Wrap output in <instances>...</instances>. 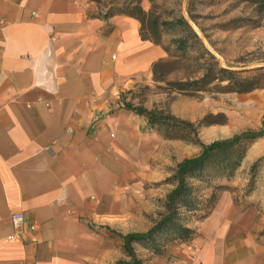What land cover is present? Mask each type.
<instances>
[{
    "label": "crops",
    "instance_id": "0c3cea01",
    "mask_svg": "<svg viewBox=\"0 0 264 264\" xmlns=\"http://www.w3.org/2000/svg\"><path fill=\"white\" fill-rule=\"evenodd\" d=\"M107 8L0 0V264H82L89 248L116 257L114 240L100 243L87 222L103 219L102 234L114 228L108 216L130 171L124 155L147 134L119 99L168 51L142 36L138 18H104ZM14 211L26 216L21 232ZM256 216L221 200L193 239L173 246L174 262L150 264H258Z\"/></svg>",
    "mask_w": 264,
    "mask_h": 264
},
{
    "label": "rangeland",
    "instance_id": "374dc122",
    "mask_svg": "<svg viewBox=\"0 0 264 264\" xmlns=\"http://www.w3.org/2000/svg\"><path fill=\"white\" fill-rule=\"evenodd\" d=\"M108 2L101 0V7L108 6ZM114 4L125 10L137 4L150 8L147 11L150 13L149 19L157 17L159 21V34H154L153 38L169 48L167 57L157 62L148 76L138 75L133 86L126 89L123 93L126 100L135 106L170 111L182 119L197 123V137L201 143H210L262 126L264 11L256 4L248 0H115ZM180 16L187 19L194 31L181 24L170 29L162 23L165 20L175 22ZM146 30L145 33L150 34L151 26H146ZM181 40L185 41L183 49L177 43ZM220 68L233 72L219 73ZM211 69L212 77L222 76L223 80L201 82L198 90L189 85L185 90L177 88L178 82L201 79ZM251 84L257 87L249 91L237 90ZM115 109H118L117 105ZM206 115L218 122L200 126L199 121ZM127 116L129 118L124 117V122L130 129L134 122L130 117L133 118L134 114L129 112ZM137 118L141 120L142 133L147 134L140 139L134 136L130 140V149L124 155L130 171L118 182L114 214L108 216L107 221L114 228L108 226V234H102L103 219L87 222L94 230H99L100 243L114 240V253L110 254L116 257H105L107 253L101 249L89 248L82 256V264L129 261L131 257L125 251L123 236L129 232L148 231L167 212V194L176 185L178 163L201 151L200 143L166 138L149 128L145 117ZM116 145L119 148L118 142ZM257 161L256 168H253ZM211 184L205 187L203 194L210 196L214 192V201L199 211L182 212V223L199 233L205 215L211 213L221 200L229 198L238 212L252 208L257 212L259 229L256 260L258 264H264V136L249 146L232 177L219 178ZM217 184L221 186L215 188ZM230 212L234 213L235 209L232 208ZM181 241L169 231H162L156 242H135L133 247L145 264H150L152 260L174 262L172 248Z\"/></svg>",
    "mask_w": 264,
    "mask_h": 264
},
{
    "label": "trees",
    "instance_id": "16d2710c",
    "mask_svg": "<svg viewBox=\"0 0 264 264\" xmlns=\"http://www.w3.org/2000/svg\"><path fill=\"white\" fill-rule=\"evenodd\" d=\"M100 1V0H99ZM115 0H109L108 10L103 15L104 18H109L113 15L124 14L138 18L142 23L141 34L144 38L153 39L156 43H161L153 38V35H158V18H150V13L145 11L141 4H137L134 8L128 10L119 8L114 4ZM256 4L264 11V0H248ZM173 20H165L162 23L166 24L170 29H174L178 24L185 25L191 28L190 23L183 16ZM151 26L150 34H146V26ZM192 29V28H191ZM193 30V29H192ZM194 31V30H193ZM155 32V33H154ZM197 35V34H196ZM185 39V37H184ZM179 48H185V41H178ZM169 52V48L164 46ZM157 64V63H156ZM155 64V66H156ZM233 72L225 68H220L219 73ZM212 69L209 70L201 79H196L191 82H178V89L185 90L186 86H194V89H200V83H210L215 79H221L222 76L211 75ZM231 78H229L230 80ZM257 87L256 84L249 86L238 87L239 91H249ZM119 103L123 107L135 114L145 117L149 128L157 130L166 138H179L189 141L198 142L201 144V151L192 156L184 158L178 163L177 172L175 174L176 185L167 194L166 209L167 212L146 232H129L123 236L124 248L127 254L131 257L129 261L118 262L116 264H145L134 250L133 243H150L156 242L158 235L162 231H169L176 235L182 241L193 239L198 233L186 224L182 223L181 214L187 211H199L203 206L214 201L216 195L214 192L210 196H205L203 191L205 187L212 186L214 180L219 178L232 177L239 166L241 165L249 146L256 140L264 136V117L262 126L259 129L249 128L226 138L215 139L210 143H201L197 137L198 124L173 114L170 111L149 109L145 106H135L130 101L126 100L121 95ZM218 121L211 119L210 115H206L199 121L200 126H208ZM195 135V138H192ZM257 162L253 165L256 168ZM199 181L201 184H197ZM221 185H215V188ZM207 215H205L206 217ZM204 217V218H205Z\"/></svg>",
    "mask_w": 264,
    "mask_h": 264
},
{
    "label": "built area",
    "instance_id": "2783aa9c",
    "mask_svg": "<svg viewBox=\"0 0 264 264\" xmlns=\"http://www.w3.org/2000/svg\"><path fill=\"white\" fill-rule=\"evenodd\" d=\"M11 218H12L13 225L18 232H21L22 229H24L27 226L26 216L24 212L14 211L11 214ZM29 227L32 230L36 229L35 224H31Z\"/></svg>",
    "mask_w": 264,
    "mask_h": 264
}]
</instances>
